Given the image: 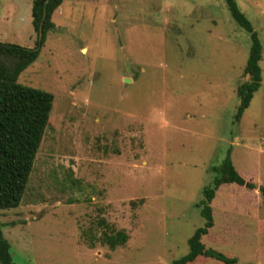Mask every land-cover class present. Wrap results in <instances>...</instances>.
<instances>
[{
    "label": "rangeland",
    "instance_id": "rangeland-1",
    "mask_svg": "<svg viewBox=\"0 0 264 264\" xmlns=\"http://www.w3.org/2000/svg\"><path fill=\"white\" fill-rule=\"evenodd\" d=\"M236 2L262 44V80L233 123L250 39L224 0H63L17 81L54 101L21 205L0 210L14 264H172L204 224L195 204L228 147L256 189L222 185L201 241L264 264V0ZM31 6L0 0V43L35 48ZM101 218L124 246L89 247Z\"/></svg>",
    "mask_w": 264,
    "mask_h": 264
},
{
    "label": "trees",
    "instance_id": "trees-1",
    "mask_svg": "<svg viewBox=\"0 0 264 264\" xmlns=\"http://www.w3.org/2000/svg\"><path fill=\"white\" fill-rule=\"evenodd\" d=\"M62 2L63 0H32V25L38 37L35 48L0 43V210L15 209L21 205L37 152L50 122L53 94L20 85L17 81L19 76L37 60L39 49L45 43L46 34L55 27L52 21L53 14ZM224 2L231 19L249 35L250 39L249 55L243 70L247 80L236 87L239 104L233 123H238L261 86L262 44L236 0ZM41 25L43 36L39 40ZM231 152V147H228L220 163L209 167L211 181L203 187L202 198L195 204L200 210L204 224L188 239L187 254L174 260L172 264H198L201 261L205 264L213 261L237 264L236 257L206 247L201 241L214 226L211 203L222 185L234 184L250 190L256 189L253 183L247 182L235 169ZM258 189L264 201V187ZM96 226L101 230L99 236L92 234V230L83 232V238L89 241L90 248L94 247L96 240L115 250L124 246L129 239L125 231L113 230L102 218L96 222ZM0 264H14L11 246L3 235L1 224Z\"/></svg>",
    "mask_w": 264,
    "mask_h": 264
},
{
    "label": "water",
    "instance_id": "water-1",
    "mask_svg": "<svg viewBox=\"0 0 264 264\" xmlns=\"http://www.w3.org/2000/svg\"><path fill=\"white\" fill-rule=\"evenodd\" d=\"M42 36H43V32H42V25H41L40 31H39V40H41Z\"/></svg>",
    "mask_w": 264,
    "mask_h": 264
}]
</instances>
